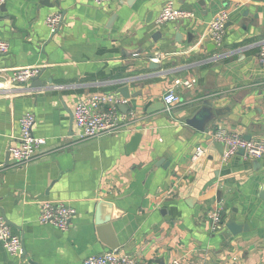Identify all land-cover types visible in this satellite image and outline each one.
I'll use <instances>...</instances> for the list:
<instances>
[{
    "label": "crops",
    "instance_id": "crops-1",
    "mask_svg": "<svg viewBox=\"0 0 264 264\" xmlns=\"http://www.w3.org/2000/svg\"><path fill=\"white\" fill-rule=\"evenodd\" d=\"M128 1L98 7L83 0H5L1 7L0 41L9 50L0 56V217L26 253L10 256L0 244V264H82L108 251L96 233L101 202L102 217L113 218L117 253L141 263L264 264V159L237 153L224 160L212 138L222 126L264 140V63L258 59L264 0ZM168 1L195 18L156 26ZM221 11L229 12L230 24L215 46L206 24ZM56 13L62 21L51 34L46 19ZM25 67L38 69L41 86L10 84L12 72ZM176 80L195 82L177 88L181 103L170 113L150 110L163 104ZM127 84L130 94H142L122 105L126 112L118 110L126 121L111 134L80 138L75 104L94 94L121 97L117 90ZM205 104L218 116L199 132L185 119ZM26 113L45 144L32 161L16 166L8 149L18 143ZM135 133L140 143L127 154ZM43 202L74 209L67 231L38 222ZM215 210L223 226L213 232ZM228 219L247 230L232 235Z\"/></svg>",
    "mask_w": 264,
    "mask_h": 264
},
{
    "label": "built area",
    "instance_id": "built-area-1",
    "mask_svg": "<svg viewBox=\"0 0 264 264\" xmlns=\"http://www.w3.org/2000/svg\"><path fill=\"white\" fill-rule=\"evenodd\" d=\"M89 1L95 6H103L108 0H83ZM5 0H0L1 7ZM195 18L191 10L175 7L172 1H168L161 8L155 19L156 26L167 23L190 21ZM229 19L228 11H221L206 24V33L215 46H220L225 31V24ZM62 21L59 13L53 14L46 19V26L51 34L56 33ZM258 59L264 63V39L258 46ZM9 45L5 41H0V56L6 55ZM158 61V60H157ZM38 74V69L25 67L15 69L10 79V84H26ZM195 80H176L168 88L163 96L162 102L166 112L170 113L181 103V97L177 91L178 87H191ZM127 100L110 94H94L79 100L73 109V123L80 131V138L91 139L102 135L111 134L119 129L120 124L126 121V115L118 110L119 105H125ZM34 116L31 113L24 114L19 119L20 135L18 143L9 147L8 151L16 166H22L32 161L45 140L33 134ZM214 141L223 145V159L228 160L235 156L239 149L244 150L245 159H264V140H246L240 134L230 132L222 126H217L212 132ZM201 153V151L199 150ZM75 211L64 204H54L43 202L40 205L38 222L49 224L56 229L65 232L70 226L71 219ZM211 220V230L218 231L223 226V219L220 210H215L209 216ZM0 244L10 256H22V246L20 236L12 232L11 227L0 217ZM82 264H144L129 255H121L116 251L108 250L103 253L89 256L82 261ZM167 264H179L172 260Z\"/></svg>",
    "mask_w": 264,
    "mask_h": 264
},
{
    "label": "water",
    "instance_id": "water-1",
    "mask_svg": "<svg viewBox=\"0 0 264 264\" xmlns=\"http://www.w3.org/2000/svg\"><path fill=\"white\" fill-rule=\"evenodd\" d=\"M133 1L134 0H129L126 4L128 6H131ZM113 19H114V17H112L109 22H111ZM229 24L230 23H227L225 25V27L228 26ZM155 36H159L160 37L161 34L158 32V33L155 34ZM180 36H182V35H180L179 33H176L174 40L176 42H179V39L181 38ZM183 39H184V37H183ZM188 39H189V35H188ZM150 69H154V70L159 69V65H157V64L152 65L151 64L150 65ZM39 77H40V73H38L36 76H34L31 79L32 85L41 86L42 83L39 81ZM131 82H133V81L132 80L127 81V83H131ZM34 83H36V84H34ZM117 93L125 100L135 99L138 96H141V94H142L141 92L133 93V95L130 94V90H129V85L128 84L125 85V86L120 87L117 90ZM162 108H164V104L159 103L158 105L152 106L150 108V110L151 109L160 110ZM118 109L121 112H124L122 110L125 109V112H126L127 107L119 105ZM217 116H218V112L216 110L212 109L211 107H209L208 104H205V105H203V107H201L199 110H197L195 112V114L191 118L185 119V124L187 126L193 128L196 131L205 132V130L208 127V125L210 123L214 122L216 120ZM140 139H141L140 133H135V134H133L131 136V138L128 141V143L126 145V148H125L127 154L133 153L137 149V147H138V145L140 143ZM244 139L250 140V137L247 136ZM215 147L223 154V145L221 143L217 142L215 144ZM238 154L243 156L244 155V150L243 149H239L238 150ZM253 165L255 167H257L258 162L254 161ZM260 198L264 201V188L261 189ZM103 204L104 203L101 202L98 205V210H97L96 217H95L96 233H97L98 239L102 243H104V245L109 250H113V251L117 252L119 245H118V242L115 239V235L112 233L113 231H112L111 221H113V218H112V215H110L108 218H105V219L102 217L101 212H100V207ZM4 221L6 222V220H4ZM224 225H225V228L232 235H236V234H238V233H240L242 231H246L247 230V225H238V224L235 223L234 219L226 220ZM21 246H22V256H24L26 251H25V248H24L23 240H21Z\"/></svg>",
    "mask_w": 264,
    "mask_h": 264
}]
</instances>
